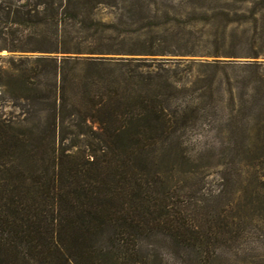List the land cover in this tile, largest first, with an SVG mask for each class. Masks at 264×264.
Masks as SVG:
<instances>
[{
	"label": "trees",
	"instance_id": "1",
	"mask_svg": "<svg viewBox=\"0 0 264 264\" xmlns=\"http://www.w3.org/2000/svg\"><path fill=\"white\" fill-rule=\"evenodd\" d=\"M116 3L5 0L0 4V52L45 54L18 64L10 58L11 70L0 68V79L5 81H0V88L8 93L16 89L32 105L50 100L43 128L40 118L38 123L26 119L17 128L0 118V264H52L49 259L54 255L73 260L76 248L89 251L92 239L107 229L112 230L116 246L128 236L159 227L177 230L184 238L192 235L184 240L188 244L199 239L192 233L193 224L187 225L188 216L171 205L173 186L162 177L163 171L141 164L139 158L179 122L166 104L177 84L169 71L145 73L143 68L151 66L142 59L105 57L163 56L169 52L160 39L151 38L150 45L145 36L164 28L169 36L161 39L184 42L189 25L180 33H169V17L159 23L158 15L147 9L133 30L128 27L138 22L107 24L98 19L101 7ZM255 9L249 53L238 55L237 44L231 51H221L224 47L217 45L215 57H264V0ZM232 12L237 19V7H224L226 18ZM257 12L262 18L256 17ZM235 19L216 29L215 36L222 30L223 45L227 26L239 23ZM237 29L230 37L237 38ZM192 30L190 26L189 34ZM247 32L244 29L242 35ZM211 65L219 70L228 63ZM70 93L76 103L80 99L84 104L77 111L80 122H98L102 130L104 146L93 151L92 160L66 157L56 148L58 128L64 123L61 110ZM80 259L76 260L83 263Z\"/></svg>",
	"mask_w": 264,
	"mask_h": 264
},
{
	"label": "rangeland",
	"instance_id": "2",
	"mask_svg": "<svg viewBox=\"0 0 264 264\" xmlns=\"http://www.w3.org/2000/svg\"><path fill=\"white\" fill-rule=\"evenodd\" d=\"M17 2L34 4V0ZM262 2L117 0L115 6L98 10V19L107 24L138 22L145 11L151 10L158 15L159 23L169 17V33H180L189 25L184 42L161 39L169 36L164 28L145 36L150 45L151 38L160 39L169 52L163 56L105 57L142 59L151 66L143 68L145 73L169 71L177 84L166 104L169 114L179 122L154 149L139 158L141 164L163 171L162 177L173 186L171 205L188 216L187 225L193 224L192 233L199 239L192 240L195 245L188 244L184 240L192 235L184 238L177 230L159 227L128 236L116 246L112 230L107 229L92 239L89 251L76 248L73 260L54 255L49 259L52 264H264V57L212 54L217 45L224 47L221 51H231L233 44H237L234 48L238 55L249 53L252 13ZM228 4L238 8L237 19L233 12L230 18L224 16ZM261 14L257 12L256 17L262 18ZM230 19L239 23L227 26L228 38L223 45L222 30L218 36L215 32L228 25ZM139 22L128 28L137 29ZM234 28L239 31L235 39L230 37ZM244 29L250 32L242 35ZM44 55L4 50L0 52V68L3 72L11 70L10 58L18 64L21 59ZM218 61L228 65L216 70L211 64ZM0 81L5 83L3 78ZM70 94L61 110L64 123L58 128L56 148L66 157L79 155L92 160L93 151L103 149L102 130L98 122H80L77 111L83 110L84 104L80 99L76 103L74 93ZM56 101L60 107L61 100ZM48 103L50 100L32 105L20 98L16 89L8 93L0 88V118L15 128L26 119L38 123L39 118L43 128ZM78 257L83 263L76 260Z\"/></svg>",
	"mask_w": 264,
	"mask_h": 264
}]
</instances>
